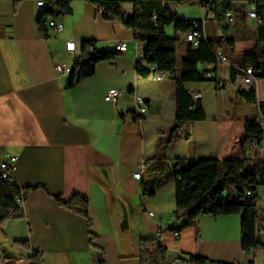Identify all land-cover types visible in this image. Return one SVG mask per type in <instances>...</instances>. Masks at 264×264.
Returning <instances> with one entry per match:
<instances>
[{"label": "crops", "instance_id": "0c3cea01", "mask_svg": "<svg viewBox=\"0 0 264 264\" xmlns=\"http://www.w3.org/2000/svg\"><path fill=\"white\" fill-rule=\"evenodd\" d=\"M38 1L0 0V157H16L9 175L18 186H38L23 200L24 218L0 225V264H29V251L13 245L18 239L29 240L41 251L42 264H97L98 260L140 264L139 239L153 238L159 231L166 264H175L174 260L194 264L188 262L190 256L227 264H264L262 247L242 251L239 214L201 215L194 227L174 237L170 228L175 226V184L166 182L146 197L143 184L152 186L160 174L143 165L142 179L133 178L174 126L170 76L154 81L135 72L146 44L135 41L120 22L103 21L82 0H70L71 13L57 19L62 31L50 30V38L42 40L34 24ZM169 8L179 17L176 8ZM223 22L228 24L226 19ZM87 39L96 40L99 48L115 49L125 43L126 51L114 61L97 64L92 76L64 89L56 66L71 69L79 43ZM69 42L75 44L72 52L65 47ZM240 45L251 46L242 50ZM252 46V42L237 43L233 54L225 53L228 64L221 63V73L220 62L204 67L220 82L218 89L213 81L184 83L188 92L201 95L205 119L177 131L163 151L168 164L175 159L253 156L254 150L245 143L246 121L230 113L220 116L219 103L229 69L242 67L243 56ZM111 89L121 94L115 102H106ZM254 89L257 104L264 103V79L257 80ZM135 95L146 106L141 118L135 114L137 120ZM258 150L264 157V138ZM74 193L88 200L95 248L90 245L86 220L50 195L69 199Z\"/></svg>", "mask_w": 264, "mask_h": 264}, {"label": "trees", "instance_id": "16d2710c", "mask_svg": "<svg viewBox=\"0 0 264 264\" xmlns=\"http://www.w3.org/2000/svg\"><path fill=\"white\" fill-rule=\"evenodd\" d=\"M92 5L105 22H120L129 30L135 41L144 42L146 50L144 55L136 62L135 72L146 77L148 69L155 67L157 72L170 76L174 85V126L167 141L156 145L154 154L147 158L142 166L153 173L160 175L152 180V186L143 184V195L152 197L156 189L166 182L175 184V226L171 231H180L194 227L197 218L207 216H241L242 239L241 249L247 253L262 247L255 238V223L257 212L252 205H245V193L251 192L255 198L257 192L264 188V157L260 155L258 147L263 141L264 132L260 128L256 116L246 120L244 127L245 143L254 145V154L242 159H206L189 160L175 159L168 164L163 156L165 147L170 144L174 135L185 125L203 121L205 114L199 100H193L192 93L184 88L185 82L213 81L216 88L220 82L212 77L211 70L206 65L216 64L215 53L220 50L233 54L237 43L252 42L250 52L243 56V66H251L256 72V80L264 79V0L242 2L237 0H215L212 11L213 19H225L230 13L232 24H223V33L212 39L207 37L205 21L195 19H181L169 8V3H182L184 0H82ZM45 5L34 19L39 37L42 40L50 38L49 20H57L71 13L70 0H46ZM254 2L256 12L261 19V25L253 29L246 27V7ZM205 8L207 0H200ZM130 5V10L125 8ZM197 25L201 37L196 47L185 40V35ZM171 27L173 35L166 33L165 29ZM231 28V30L229 29ZM231 31V32H230ZM240 33L239 37L237 34ZM182 36V37H180ZM180 42H186L187 48L181 58V71L177 74V47ZM120 53L115 49L99 48L96 40L87 39L79 43V53L74 58L71 69L75 71L74 78L68 87H74L81 80L92 76L97 64L114 61ZM147 66V69L143 67ZM263 67V69H261ZM240 70L229 69V81L234 83ZM239 98L246 103L257 105L258 111L264 113V103L257 104L254 88L248 90L238 89ZM134 115V119L137 117ZM264 115V114H263ZM35 187L22 188L14 181H4L0 176V225L8 220L23 219L24 212L15 203L21 193L24 198L29 190ZM58 205L82 216L87 223L90 245L95 246L97 236L91 231L88 200L79 193H74L69 199L61 195L50 194ZM13 245L29 251V264H42V253L33 248L27 239H18ZM140 264H166V252L160 243V237H141L139 239ZM188 262L194 264H227L214 262L200 256H190ZM97 264H104L98 260Z\"/></svg>", "mask_w": 264, "mask_h": 264}, {"label": "built area", "instance_id": "2783aa9c", "mask_svg": "<svg viewBox=\"0 0 264 264\" xmlns=\"http://www.w3.org/2000/svg\"><path fill=\"white\" fill-rule=\"evenodd\" d=\"M215 0H207V3L205 5L206 10V18L213 17V2ZM252 1V0H251ZM44 0H39L36 4L38 7H43L45 5ZM246 14L247 18H249L251 21H253V24L255 27L261 25V19L257 15L256 12V6L254 2H250L247 4L246 7ZM226 21L231 24L232 23V16L230 13L225 14ZM48 27L50 30H52L55 34L62 31V24L58 20H49L48 21ZM201 35L197 31V25H194L193 30L190 31L188 34L185 35V40L192 44L193 47H196L198 44V41L200 39ZM67 51H74L75 50V44L73 42H69L65 45ZM115 50L119 53H123L126 51V44L121 43L115 46ZM216 61L220 62L222 64H228L227 59L223 55V53L220 50H217L215 53ZM240 70L241 74L238 76L239 80V87L243 90H248L250 88H255L256 84V72L253 70L251 66H242L240 68H237ZM263 69V67H261ZM150 76L154 81H162L166 75L162 72H157L155 67H150L148 69ZM68 72V69L65 67H62L60 65L56 66V73L59 77H63ZM120 92L115 89H111L107 92L106 96L104 97V100L106 102H115L118 97L120 96ZM193 100H199L201 98V95L199 93H192ZM134 104L136 106L135 114L141 118L146 113V106L144 99L138 95L134 96ZM256 120L260 126V128L264 132V115L260 112L256 116ZM250 148L253 150L256 148L254 145H251ZM16 161V157L10 156V155H4L3 157H0V176L2 180L12 182V178L9 175L10 170L12 169L14 163ZM142 163L137 167L136 171L133 174V178L136 180L142 179ZM23 200L24 196L21 193L18 195L15 199L16 205H18L20 208L23 209ZM245 205H252L255 207V210L257 212V220L255 223V238L259 240L261 243H264V188L259 190L257 192V195L255 198L252 196L251 192L245 193ZM149 216H153L152 213L149 214ZM162 231H159L156 233L155 237H160ZM174 237H177L179 233L172 232ZM260 247V246H259ZM258 249V248H257ZM256 249L251 250L249 252H254ZM175 264H183L181 260H174ZM247 264H255L254 261H251Z\"/></svg>", "mask_w": 264, "mask_h": 264}, {"label": "rangeland", "instance_id": "374dc122", "mask_svg": "<svg viewBox=\"0 0 264 264\" xmlns=\"http://www.w3.org/2000/svg\"><path fill=\"white\" fill-rule=\"evenodd\" d=\"M246 2L251 0H245ZM169 6H172L173 8H176L177 13L181 19H195V20H205L206 18V10L201 5L200 0H184L182 3H169ZM130 7V5H125V8ZM205 21V31L207 34V37L209 38H216L220 34H222L223 31V24L224 22L222 20L216 21L211 18H206ZM229 25H233L232 23ZM246 27L248 29H253L254 24L253 21H251L249 18L246 19ZM231 30V28H229ZM234 29V25H233ZM167 33L171 35L172 29L171 27L168 28ZM240 33L237 34L239 37ZM251 45H240V48L246 49L250 47ZM187 48L186 42H180L177 47V62L175 66V71L178 74L181 71V58L183 57L185 50ZM218 69L221 73L222 65L221 63H218ZM239 80L235 81L234 83L227 81L226 83V89L222 91V95L219 97V103H220V116H225L227 113H230L234 116L238 121H246L253 119L255 114V107L253 104L246 103L243 99L239 98L236 91L239 89ZM258 95L260 96V91L257 90ZM224 109L226 112H224ZM264 138V136H263Z\"/></svg>", "mask_w": 264, "mask_h": 264}, {"label": "water", "instance_id": "95a60500", "mask_svg": "<svg viewBox=\"0 0 264 264\" xmlns=\"http://www.w3.org/2000/svg\"><path fill=\"white\" fill-rule=\"evenodd\" d=\"M75 71L73 69H69L68 72L61 78V84L63 87L70 86L73 78H74Z\"/></svg>", "mask_w": 264, "mask_h": 264}]
</instances>
